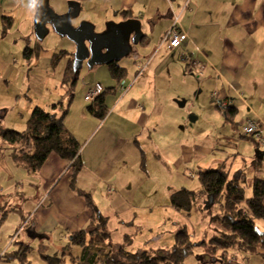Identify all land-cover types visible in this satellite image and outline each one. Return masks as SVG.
Listing matches in <instances>:
<instances>
[{
	"label": "rangeland",
	"instance_id": "rangeland-1",
	"mask_svg": "<svg viewBox=\"0 0 264 264\" xmlns=\"http://www.w3.org/2000/svg\"><path fill=\"white\" fill-rule=\"evenodd\" d=\"M52 6H56L55 1ZM99 10L96 5H87L74 24L79 26L82 22H88L95 25L98 33L105 31L108 23L112 22ZM32 12L27 8V0H0V114L2 120L7 116L5 128L20 132L26 130L29 119L26 111L31 102L50 110L65 94L66 89L62 87V81L66 60L56 63L55 56L62 51L76 53V46L67 38L57 35L51 28L43 41L37 40L34 33L35 13L31 15ZM3 16L14 19L12 27L5 31L4 23L1 22ZM119 20L120 18L114 17V23ZM37 45L39 51L32 53L31 56L34 57L29 62L25 57V50H34ZM153 55V49L141 51L138 63L146 65ZM135 64L132 57L119 63L121 67L128 69L129 74H133ZM171 71L175 76L171 74L173 80L169 84V90L176 92V97H173L174 101H171L165 116L179 120L180 128H185L187 124L188 134L186 137L178 136L180 132L171 129V134L166 133L165 139L158 137V141L163 143L164 140L165 148H169V154L167 150V156L163 158L166 164L147 153L143 163L147 166L149 177L145 178V171L130 173L124 191L113 185H102L97 192H88L92 195L96 210L94 223H87L86 227L83 221L74 223L77 229L84 228L89 232L97 226L96 228L107 233L108 242L113 247L114 260L122 264L132 262L120 256L121 248L132 254L155 250V255H160L161 252L171 250L176 235L181 231H186L192 242L197 245L220 236L222 229L212 223V218L218 217V208L203 194L196 173L200 170H224L233 178L239 166L244 164V158L239 155L248 154L245 149L241 150L238 145V148L233 145L237 142L227 139L231 136L241 140V137L235 134L232 124L226 121L224 114L216 109L224 100L219 95H214L215 101H211L212 90L206 83L200 89L198 83L202 78L200 79V75L195 71L187 83L178 77L174 68H171ZM108 73L105 66L90 68L88 62H85L80 71L77 89L73 91L74 107L80 106L82 100L87 109L89 104L85 101L86 92L96 82L103 88L114 85L115 82L112 78L110 80ZM164 80L168 82L170 78L164 75L161 83H164ZM241 121L242 117L236 119L237 123L241 124ZM217 139L218 143L215 142ZM162 143L159 144L162 146ZM0 145L7 146L1 138ZM184 146L187 147V152L184 156H179L184 152ZM179 157L183 159L178 166L176 160ZM15 166L4 165L3 162L0 167V178L4 179L0 191V264H21L19 260L13 259V256L22 244L31 247L28 253L31 264H45L44 258L49 256H64L65 264H82L74 260L80 256L81 248L68 247L69 242L65 239L74 224L66 225L58 221L57 224H44L48 212H51V216H55V211L64 215L66 208L58 205L53 208L55 211L48 210L52 206L48 201L42 203L40 209L36 208L44 198L39 183H19L15 190L11 186H16V182L24 177L15 170ZM36 175L29 174L28 177L36 179ZM129 182L132 187H129ZM85 183L91 186L88 179H85ZM169 187L175 190H190L196 194L191 213L172 207ZM252 190L253 183H250L246 186L247 198L252 197ZM57 194V191L53 193L54 202L58 199ZM115 196L116 199L112 200ZM61 197L68 200L63 192ZM89 209L93 214L92 208ZM256 227L260 233H264V220H257ZM236 255L237 258L231 264H264V258L260 255L243 252ZM218 260L219 262H214L206 256L203 248L197 247L194 254L184 260V264H222V260Z\"/></svg>",
	"mask_w": 264,
	"mask_h": 264
},
{
	"label": "crops",
	"instance_id": "crops-1",
	"mask_svg": "<svg viewBox=\"0 0 264 264\" xmlns=\"http://www.w3.org/2000/svg\"><path fill=\"white\" fill-rule=\"evenodd\" d=\"M54 1L56 6H52ZM70 1L80 4V15L87 5H96L100 9L99 12L110 22H115L114 17L120 18L117 23L129 19L139 20L144 33L140 43L133 46V54L129 56L136 63L133 74H129L125 68L128 77L124 82L118 85L112 77L109 65H105L110 73V80L112 78L115 84L103 89L109 91L117 88L116 92H109L106 98L108 117L101 121L89 115L81 100L80 106L72 105L65 120L67 128L83 146L81 158L84 170L77 183L80 190L86 193L97 192L102 185H113L121 191L126 190L130 173L145 171V178L149 177L147 166L143 163V158L148 154L166 164L163 158L167 156V150L169 154V148H165L164 140L162 143L157 138L165 139V134H171V129L180 132L178 136L186 137L188 134L187 124L185 128H180L179 120L165 116L171 101L173 103L176 97V92L169 90L172 75L175 76L171 68L178 72V77L185 83L192 78L195 71L200 75V79L202 78L198 83L200 89L206 83L212 90L211 101H215L214 95H219L224 100L220 103V108L237 111V127L233 128L235 134L248 119L264 120V0H50V3L57 13L63 14L68 11ZM60 8L64 10L59 11ZM34 13L36 15V9L31 15ZM5 17L7 16L2 17L1 22ZM176 17L180 20L182 30L188 35V40L180 47L170 49L166 36ZM10 18L11 28L14 19ZM35 49L39 51L38 45ZM152 49L154 55L146 65H140L138 60L141 51ZM33 57H29V62ZM120 62L116 64L119 65ZM164 75H167L170 81L164 80L165 82L161 83ZM123 88L126 90H122ZM36 107L40 106L30 103L28 112L26 111L29 118ZM238 117H242L241 124L236 122ZM6 119L7 116L1 122L4 128ZM227 139L237 142L233 144L237 148L239 146L241 150L248 151V154L239 155L244 158V164L239 166L237 173L246 175L248 184H252L256 179L264 180V150L257 142L250 139L238 140L231 136ZM215 142L218 143L219 140ZM159 143H162V146ZM182 148L184 152L179 156H184L187 152V147ZM12 152L10 146L0 145V167L3 162L4 165L15 164L12 161ZM182 159L179 157L176 160L178 166ZM14 168L24 176L16 182V186H11L15 190L19 183L37 184L38 181L44 198L36 208L43 206L45 201L52 204L48 210L58 205L66 208L64 215H59L54 209L55 216L48 212L44 224H57L58 221L67 225L83 221L86 227L87 223H94V210L92 214L85 200L71 187L70 163L51 155L36 179H29V174L24 169L16 166ZM4 175L6 179L7 173ZM85 179L91 182V186L86 185ZM3 183L4 179L0 178V191ZM128 185L132 187L130 182ZM172 190L174 188H168L169 194ZM56 191L58 199L54 202L52 196ZM62 192L68 200L61 197ZM108 192L111 193V189L108 188ZM114 199L116 196L112 200ZM42 224L43 221L40 228ZM75 227L76 224L65 236L69 242L68 247L71 246L72 233L87 232L84 228ZM96 227L87 233L99 229ZM146 252L154 253L155 250ZM258 255L264 258V252Z\"/></svg>",
	"mask_w": 264,
	"mask_h": 264
},
{
	"label": "trees",
	"instance_id": "trees-1",
	"mask_svg": "<svg viewBox=\"0 0 264 264\" xmlns=\"http://www.w3.org/2000/svg\"><path fill=\"white\" fill-rule=\"evenodd\" d=\"M126 14L129 16L128 13ZM11 22L10 17H5L4 28H10ZM36 51L38 52L36 49H26L25 57L29 59ZM60 60H66L67 63L62 81V86L66 89L63 97L57 104L52 105L50 110L36 107L27 122L26 130L22 132L4 128L1 125L2 116L0 115V138L12 149V159L16 166L24 169L30 175H38L51 155H56L61 160L70 163L72 189L85 200L88 207L92 208L96 214L92 195L77 187L78 177L84 170L81 158L83 146L65 124L70 108L75 101L73 91L79 80L75 77L73 68L74 53L62 51L55 56L54 62L57 63ZM109 68L118 85L128 77V71L116 63L109 65ZM91 88L87 90L86 96ZM116 91L117 88L109 91L104 90L93 101H89L85 97V101L89 104L86 109L88 114L104 121L109 115L106 98L109 92ZM216 109L221 111L226 120L236 129L237 111L230 108L225 110L219 106H216ZM243 125L236 131L237 135L241 139L254 140L243 136ZM196 176L203 194L209 197L211 203L218 208V217H213L212 223L222 229L221 235L213 238L210 242L197 245L192 242L186 231H181L175 237L174 246L167 252H161L160 255L146 251L132 254L121 248L120 256L123 259L132 262V264H184V260L193 255L197 247H200L205 250L206 256L214 262H219L218 259H221L222 264H231L237 258L236 253L238 252L256 255L264 252V234L260 233L256 227L257 220H264V180L256 179L253 182L252 197L247 198L248 181L243 173H237L233 178H230L229 173L224 170H200ZM170 200L175 210L191 213L196 201V194L190 190L174 189L170 193ZM70 244L81 248L80 256L74 260L80 261L82 264H122L114 260L113 247L108 242V234L100 229L90 233L85 231L72 233ZM30 250V246L23 245L14 254L13 259L19 260L21 264H31L28 260ZM44 259L45 264L66 263L64 256H49Z\"/></svg>",
	"mask_w": 264,
	"mask_h": 264
},
{
	"label": "water",
	"instance_id": "water-1",
	"mask_svg": "<svg viewBox=\"0 0 264 264\" xmlns=\"http://www.w3.org/2000/svg\"><path fill=\"white\" fill-rule=\"evenodd\" d=\"M80 4L68 3V11L57 13L50 0H38L34 20V33L37 40L43 41L50 33V28L59 36L67 38L76 46L74 54L75 77L88 62L90 68L111 65L131 56L133 46L144 37L141 22L129 19L120 23H108L106 30L98 33L95 25L82 22L79 26L74 21L80 17Z\"/></svg>",
	"mask_w": 264,
	"mask_h": 264
},
{
	"label": "built area",
	"instance_id": "built-area-1",
	"mask_svg": "<svg viewBox=\"0 0 264 264\" xmlns=\"http://www.w3.org/2000/svg\"><path fill=\"white\" fill-rule=\"evenodd\" d=\"M188 40V35L182 30L178 17L174 19V23L169 29L166 36V43L170 49H176ZM195 67V65L193 64ZM203 71V70H202ZM202 74V73H201ZM122 90H126L123 88ZM103 87L98 83L88 91L86 99L93 101L96 97L103 93ZM243 136L254 139L259 147L264 150V120L261 118L249 119L242 127Z\"/></svg>",
	"mask_w": 264,
	"mask_h": 264
},
{
	"label": "clouds",
	"instance_id": "clouds-1",
	"mask_svg": "<svg viewBox=\"0 0 264 264\" xmlns=\"http://www.w3.org/2000/svg\"><path fill=\"white\" fill-rule=\"evenodd\" d=\"M38 0H27V8L34 11L37 7Z\"/></svg>",
	"mask_w": 264,
	"mask_h": 264
}]
</instances>
